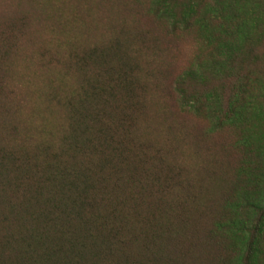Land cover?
<instances>
[{
  "label": "trees",
  "instance_id": "16d2710c",
  "mask_svg": "<svg viewBox=\"0 0 264 264\" xmlns=\"http://www.w3.org/2000/svg\"><path fill=\"white\" fill-rule=\"evenodd\" d=\"M149 10L171 30L195 32L200 51L190 64L171 76L159 37L146 40L123 24L89 45L41 48L38 62L56 71L38 100L56 106L61 123L56 131L41 120L32 135L9 119L17 112L5 85L15 26L0 23V264H195L166 228L165 236L150 232L165 193L190 195L178 164L165 159L168 133L160 142L134 134L159 93L173 111L203 116L209 133L226 124L252 147V164L241 163L248 177L231 199L244 217L229 218L221 231L239 246L210 264H264V142L246 116L250 85L264 90V0H149ZM201 239L215 246V225Z\"/></svg>",
  "mask_w": 264,
  "mask_h": 264
},
{
  "label": "rangeland",
  "instance_id": "374dc122",
  "mask_svg": "<svg viewBox=\"0 0 264 264\" xmlns=\"http://www.w3.org/2000/svg\"><path fill=\"white\" fill-rule=\"evenodd\" d=\"M20 16L25 20L23 26L16 22ZM4 18L11 19L15 26V56L10 59L5 85L11 92L8 102L17 108L14 118L9 119L16 123L19 134H34L41 120L55 125L56 131L61 123L57 107L51 105L46 109L42 104L45 102L38 100L45 92L46 78L56 71L49 60L38 62L41 48L62 52L67 42L89 45L106 35L109 28L123 24L144 32L146 40L159 37L171 76L187 67L200 51L195 32L171 30L150 12L149 0H0V23ZM249 95V132L256 135L257 143L264 142V90L254 83L249 87ZM173 106L171 99L157 94L145 115L138 117L134 132L143 140L159 142L168 133L171 144L165 159L178 164L179 177L189 185L186 200L182 198V189L164 194L163 213L150 232L165 236L162 230L166 228L172 241L184 247L195 264L218 263L225 257L226 261L233 255L231 248L239 246V242L233 235L223 238L221 231L229 218L244 217L233 212L231 199L237 198L234 189H243L242 182L248 177V167L241 163L252 164V147L245 149L240 145L235 131L226 124L215 126V131L209 133V122L203 116L189 110L173 111ZM166 125H172L173 130H166ZM214 225L215 246L207 248L205 245L209 244L201 238ZM142 227L141 222L137 224L138 229ZM188 241L199 244L188 246Z\"/></svg>",
  "mask_w": 264,
  "mask_h": 264
}]
</instances>
